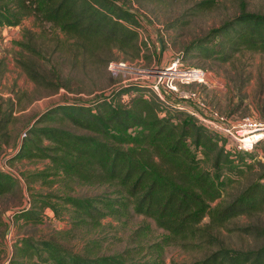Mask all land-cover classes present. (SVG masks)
Masks as SVG:
<instances>
[{
	"label": "trees",
	"instance_id": "16d2710c",
	"mask_svg": "<svg viewBox=\"0 0 264 264\" xmlns=\"http://www.w3.org/2000/svg\"><path fill=\"white\" fill-rule=\"evenodd\" d=\"M29 16L57 32L53 51L60 53L55 64L68 69H54L55 90L81 91L74 75L85 74L92 61L107 69L111 61H119L113 60L115 51L133 60L142 50L135 13L116 0H0V29L17 26ZM197 43L206 56L216 54L221 61L241 49L264 53V13L242 8ZM19 44L42 56L30 42ZM18 63L36 84H51L33 61ZM63 120L74 129L63 126ZM34 121L9 158H48L78 181L115 186L121 197L69 196L63 201L93 222L129 208L151 218L164 231L150 247L153 260H162L164 246H174L190 258L172 264H264V223L254 222V216L264 212V163L254 153L261 145L250 152L227 150L224 138L193 115L135 82L88 105H51ZM13 184L12 176L0 171V193ZM243 218L248 221L241 222ZM233 235L252 239L254 245L234 246L226 239ZM23 243L24 253L39 258L45 254L52 264H137L128 259L129 252L128 258L91 256L53 239L26 238Z\"/></svg>",
	"mask_w": 264,
	"mask_h": 264
},
{
	"label": "rangeland",
	"instance_id": "374dc122",
	"mask_svg": "<svg viewBox=\"0 0 264 264\" xmlns=\"http://www.w3.org/2000/svg\"><path fill=\"white\" fill-rule=\"evenodd\" d=\"M116 2L135 13L142 50L133 60L123 58L115 51L113 60L151 69L142 79L151 86L157 83L156 90L150 88L154 93L168 103L186 104L181 95L196 90L209 111L228 118L250 116L264 119V53L241 49L228 61H221L216 54L206 56L197 46V42L212 29L232 19L242 8L264 13V0ZM25 30L28 34L24 35ZM56 35L51 26L39 25L31 16L17 26L0 29V171L11 175L14 183L9 190L0 193V264H52L45 254L39 258L24 253L26 245L23 240L26 238L57 240L73 251L91 256L114 254L127 257L125 253L129 252L127 258L137 264H172L173 261L189 260V253L174 246H164L162 260H153L155 254L150 247L161 239L164 231L151 218L135 214L131 208L126 213L108 214L93 222L63 201L69 196L121 197L115 186L78 181L57 170L48 158H9L20 148L26 128L34 125L36 117L51 105L63 102L88 105L139 78L127 71L114 72L92 61L85 74L77 72L74 75L81 82V91L69 92L63 87L55 90L58 81L51 77L54 69L67 67L55 64L60 53L58 49L53 51L58 44ZM59 37L63 35L59 33ZM19 42H30L42 56L23 49ZM175 60L186 69H200L206 84L164 79L163 69ZM19 61L27 64L33 61L35 68L51 84H36ZM4 120L7 123L2 127ZM49 123L59 125L58 121ZM62 123L74 129L66 120ZM43 144L49 142L43 140ZM262 146L254 153L264 163ZM29 215H37L36 220L28 218ZM254 217V222L264 223V212L259 211ZM247 221V218L241 219V222ZM226 239L234 246L254 245L252 239L237 235L226 236Z\"/></svg>",
	"mask_w": 264,
	"mask_h": 264
},
{
	"label": "built area",
	"instance_id": "2783aa9c",
	"mask_svg": "<svg viewBox=\"0 0 264 264\" xmlns=\"http://www.w3.org/2000/svg\"><path fill=\"white\" fill-rule=\"evenodd\" d=\"M108 67L114 72L127 71L134 76L138 75L139 78L133 79L135 83L146 85L152 90L153 88L157 89V83L151 86L145 82L146 79H142L148 75L147 72L151 71V69L140 68L123 61H111ZM163 73V78L170 79L171 81L176 80L186 83L196 81L206 84L200 69H186L178 60H175L172 65L164 68ZM181 97L186 104L173 103L175 107L186 110L206 129L224 138V147L227 150L250 152L258 145L264 146V119L250 116L228 118L212 110L209 111L201 101L200 93L196 90L185 92ZM159 98L168 103L162 96H159Z\"/></svg>",
	"mask_w": 264,
	"mask_h": 264
}]
</instances>
